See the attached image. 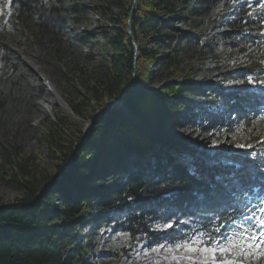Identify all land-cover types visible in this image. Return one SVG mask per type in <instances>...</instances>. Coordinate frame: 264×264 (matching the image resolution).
<instances>
[{"label":"trees","instance_id":"16d2710c","mask_svg":"<svg viewBox=\"0 0 264 264\" xmlns=\"http://www.w3.org/2000/svg\"><path fill=\"white\" fill-rule=\"evenodd\" d=\"M8 1L15 24L47 65L61 63L67 24L79 31L90 27L95 16L107 26L93 36L69 39L79 49L85 40L93 43L87 54L80 49L72 67L63 68L74 94L66 103L76 119L56 113L37 129L45 156L59 163L57 174L51 177L38 168L39 149L27 155L21 146L0 141V182L21 193L12 207L0 210V264H92L91 242L81 239L87 226L111 228L133 242L177 247L196 238L212 246L253 211L264 195V154H228L212 165L196 157L190 168L178 164L184 158L157 137L168 123L195 128L200 121L228 133V116L246 128L264 121L259 110L264 91L248 84L250 78L257 85L264 79V19L253 18L249 0H237L240 14L226 23V45H238L248 64L241 78L226 74V80L240 82L239 89L223 96L202 95L190 84L193 64L183 62L189 49L203 65L209 55L216 66L222 62L214 41L204 38L208 26L227 18L231 7L225 3L218 21L208 22L222 0H138L132 21L137 58L126 31L134 0ZM179 20L189 21L196 34H178ZM163 43L168 52L159 54L156 49ZM7 55L0 37V60ZM133 80L123 106L98 117L89 139L75 152L85 125ZM257 138L250 144L261 140ZM128 154L134 157L122 158ZM67 166L65 175L34 203ZM80 218L84 220L77 222Z\"/></svg>","mask_w":264,"mask_h":264},{"label":"rangeland","instance_id":"374dc122","mask_svg":"<svg viewBox=\"0 0 264 264\" xmlns=\"http://www.w3.org/2000/svg\"><path fill=\"white\" fill-rule=\"evenodd\" d=\"M225 3L231 8L224 23L215 22L208 26L204 37L214 41L215 53L223 58L219 66L215 65L216 60L212 55L207 57L204 65L194 60L191 49L183 57L184 65L193 64L190 84L199 87L200 93L206 96L211 92L223 96L239 89L240 79L226 80L225 76L228 73H235L238 77H243L244 69L248 64V59L241 54L238 45H226L225 39L230 36L223 38L224 35L229 34L226 23H232L240 14L239 2L222 0L220 7L213 12L208 22L218 21L219 12L222 11L221 5ZM248 4L254 11V19H264V0H250ZM12 14L9 1L0 0V37L4 39L8 49L6 61L0 60V141L12 146H21L27 155L39 149L41 157L37 161V166L52 177L57 174L59 163L45 156L46 150L36 138L37 129L42 122L51 119L56 113L76 119L75 116H71L72 112L66 103V100H70L74 94L72 95V90L67 85L63 68L68 70L72 67V64L78 61L81 51L87 54L93 43L85 40L80 51L76 44L72 45L74 41L70 40L84 35L93 36L101 32L107 23L93 16L91 26H81L79 31L71 24H67L61 47V63L55 67L41 62L37 47L27 33L15 24ZM189 23L185 20L177 21L175 28L178 34L195 35L196 32L190 30ZM165 44L157 47L159 54L168 52L164 47ZM194 48L197 50V47ZM151 75L154 82V71ZM248 84L255 86L251 78ZM258 90H264V79ZM53 99L55 100L51 101ZM226 123L230 126L228 133L220 125L209 128L206 122H197L195 128L184 123L174 126L168 123L164 132L159 133L157 137L163 143L177 149L184 158L177 159L178 164L190 168H194L193 158L196 157L212 165L228 154L256 156L264 153L262 146L264 121H258L252 124L251 128H246L244 125L234 123V116L231 118L228 116ZM113 136L118 137L116 133ZM256 138L261 140L250 144ZM133 157V154H128L122 158L129 160ZM20 198L19 191L8 188L0 182V204L11 205ZM81 220L84 219L80 218L77 222ZM261 220L257 218L246 222L242 228L227 230L224 242L213 248L215 252L209 248L204 251V243L192 245L197 249L196 251L189 250L188 245L197 240L196 238H192L188 244L170 247L167 244H151L145 240L133 242L126 234L115 233L111 228L99 230L94 226H87L82 232L81 239L91 242L92 250L88 260L92 264H223V262L264 264V225L261 224ZM225 246L227 251H219L220 247Z\"/></svg>","mask_w":264,"mask_h":264},{"label":"water","instance_id":"95a60500","mask_svg":"<svg viewBox=\"0 0 264 264\" xmlns=\"http://www.w3.org/2000/svg\"><path fill=\"white\" fill-rule=\"evenodd\" d=\"M137 3H138V0H134L133 6H132V10L130 11V14H129L127 28H126V31L128 33V36H129V40H130L131 44L133 45V47L135 49L136 58L138 57L139 52H138V46H137V43H136V39H135V37L132 34V21H133L134 13H135L136 8H137ZM133 85H134V80L125 88L123 95L118 100H115V101L107 104V106L99 114H97V116L94 118V120H92L91 122H89L86 125V128H85V136L82 139V142L78 146H76L75 152H77L78 149L83 145V143H85L89 139V137H90V135L92 133V129H93L94 125H95V121H96V119L98 117H100L101 115L107 114V113L111 112L112 110H114L116 108H119V107H122L123 106V102H124V99H125V95H126V93L128 91H130L132 89ZM71 116H74V115L71 113ZM67 169H68V166L65 167V169L62 172V174L54 182L46 185L41 190V193H40L39 197L34 201V203H36L41 198V194L43 192H45L52 185L56 184L64 176V172ZM12 206H13V204L6 205V206H0V210L5 209V208H9V207H12Z\"/></svg>","mask_w":264,"mask_h":264},{"label":"snow or ice","instance_id":"6c2138e0","mask_svg":"<svg viewBox=\"0 0 264 264\" xmlns=\"http://www.w3.org/2000/svg\"><path fill=\"white\" fill-rule=\"evenodd\" d=\"M261 223H264V220H262ZM202 244H203V241L197 239V240L192 241L191 244L188 245V248L191 251H196L197 249L194 248V247H192V245H202ZM204 251H207V249L205 248ZM219 251L225 252V251H227V247L226 246L225 247H220L219 248ZM213 252H215V249H213ZM223 264H227V262H223Z\"/></svg>","mask_w":264,"mask_h":264},{"label":"bare ground","instance_id":"6f19581e","mask_svg":"<svg viewBox=\"0 0 264 264\" xmlns=\"http://www.w3.org/2000/svg\"><path fill=\"white\" fill-rule=\"evenodd\" d=\"M57 98H58V97H57ZM54 100H55V99H53V100H51V101H54ZM59 100H60V99H59ZM59 100H58V101H59ZM60 102H61V105L64 106L63 102H62V101H60ZM68 109H69V107H68ZM69 111H70V110H69ZM237 156H238V155H237Z\"/></svg>","mask_w":264,"mask_h":264}]
</instances>
